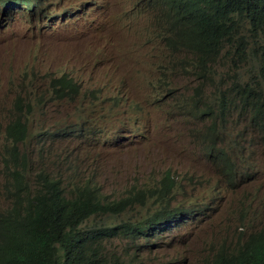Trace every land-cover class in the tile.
Segmentation results:
<instances>
[{
    "label": "rangeland",
    "instance_id": "374dc122",
    "mask_svg": "<svg viewBox=\"0 0 264 264\" xmlns=\"http://www.w3.org/2000/svg\"><path fill=\"white\" fill-rule=\"evenodd\" d=\"M47 2L52 5L45 9V19L34 17L23 7L0 8V186L8 182L1 176L5 170L6 152L3 148L9 142L6 140V128L15 123L16 116L25 115L32 133H38L49 125L57 129L75 125L79 138L76 150L68 159L72 170H66L68 160L46 170L56 178L64 179L67 196L70 192L75 195L79 186L93 179L103 197L119 198L132 186L144 188L155 185L168 166L180 187L184 188L181 194L180 190L174 196L173 208L179 210V205L197 201L204 188H195L209 174L207 169L213 162L204 156L196 168L182 162V153L191 148L184 145L189 133L210 125L206 119L191 117L192 110L200 102V97H194L192 90L198 83L168 72L166 59L159 57V50L137 49L134 45L142 41L110 29L103 17L79 21V10L70 9L75 15L63 18L68 23L67 27H58L54 23L58 19L51 22L53 14H60L61 9L68 6L75 8L79 0ZM250 50L248 47L249 54ZM253 63L258 64L255 58ZM226 71L228 66L221 69L212 64L210 67L209 78L214 83L205 85V94L201 98L209 101L207 106L212 110L220 93L233 90L235 83L225 76ZM64 74L76 79L80 91L90 88L98 92L82 94L68 102L57 99L50 82ZM239 76L243 85L249 81L244 69ZM202 84L200 82V86ZM192 98L197 100L191 101ZM19 103L23 106L21 109L16 107ZM178 116L181 117L171 121L170 117ZM156 117L164 118L165 123L158 124ZM246 126L243 122L239 130L243 131ZM219 130L223 135L221 127ZM85 132H90L89 141ZM224 140L229 146L234 140L233 134L227 133ZM53 147L54 153L62 148L59 144ZM21 153H28L33 158L34 143H26ZM251 154L252 148H248L245 160ZM247 179L239 182L254 211L264 198V177ZM156 188H160V183ZM158 196L159 191L156 190L157 200ZM3 200L4 196L0 194V212L12 205L11 200L4 203ZM159 208L146 205L136 216L145 217ZM239 211L237 198L233 196L226 204H220L213 217H209L206 210L195 216L185 215V219L177 220L173 227H165L155 234L151 239L153 246L145 237H105V254L108 258L112 252L125 256L130 250L128 259L132 260L135 252V264H170L176 256L174 264L202 262L211 258L216 247L223 243H244L250 234L239 237L240 230L264 228V214L239 215ZM131 216H101L90 220L88 226L121 223Z\"/></svg>",
    "mask_w": 264,
    "mask_h": 264
},
{
    "label": "trees",
    "instance_id": "16d2710c",
    "mask_svg": "<svg viewBox=\"0 0 264 264\" xmlns=\"http://www.w3.org/2000/svg\"><path fill=\"white\" fill-rule=\"evenodd\" d=\"M144 1L150 7L154 4L163 6L158 18L166 26L163 37L167 71L202 82V86L194 90V97H200V102L209 103L201 96L205 94V85L214 83L209 78L211 65L221 69L228 66L225 76L235 84L231 92L220 93L215 99L218 103L213 107L212 145L207 153L212 161L217 157L227 159L230 163L219 159V170L234 179L231 164L234 159L220 144L219 127L228 125L235 134L234 143L239 150V137L247 131V128L238 130L240 124L245 122L249 126L254 116L264 112V0H176V5L171 0ZM179 6L181 10L174 9ZM248 47L251 48L250 54ZM253 58L257 60V65L253 63ZM242 69L249 77L244 85L239 76ZM51 88L57 99L71 100L81 93L76 80L67 75L51 82ZM196 98L191 101H196ZM16 107L21 109L23 106L19 103ZM203 113L205 110L200 109L192 116L197 118ZM236 115L237 118H234ZM24 121L25 118L19 116L8 127L10 140L23 139L19 136L20 132H28ZM4 161L5 170L1 176L8 182L0 186V194L4 196L3 203L11 200L12 205L0 212V264H135V252L133 259H128L130 250L126 257L112 252L108 258L103 246L105 237H145L151 243L158 228L162 230L171 225V220L179 216V211L173 209L171 203L174 200L171 193L175 188V177L170 173L161 181V189H155L159 191V200L156 199L153 207L160 208L145 217H137L136 214L143 210L136 212L133 208L144 203L147 197L144 191L129 192L124 197L103 201L99 198L94 180L89 179L84 185H78L76 196L71 192L67 196L62 181L45 171L51 170L50 167L42 166L32 180L35 169L33 158L28 153H21L13 142L7 146ZM129 211L136 212L135 217L119 227L99 229L86 224L93 216H122ZM133 233L135 235L131 236ZM246 233L250 235L244 243H223V247L232 250L220 251L224 257L216 254L210 264H264V228L241 231L239 237ZM195 264L209 263L202 261Z\"/></svg>",
    "mask_w": 264,
    "mask_h": 264
},
{
    "label": "clouds",
    "instance_id": "9594fccd",
    "mask_svg": "<svg viewBox=\"0 0 264 264\" xmlns=\"http://www.w3.org/2000/svg\"><path fill=\"white\" fill-rule=\"evenodd\" d=\"M13 2H16L17 5H12ZM171 2L173 5L177 4L176 0H171ZM49 5L52 4H48L47 0H1L0 1V8L3 10L17 9L23 7L24 9H27L30 12H32V15H35L34 17H38L39 19L46 18V14H44V12ZM70 9L71 11L74 10L75 12L79 10V21L88 17H103L104 21L106 22V24L110 29L122 31L125 33L127 37L136 39L138 41H142L141 43L134 45V47H136L137 49L146 50V51L159 50V57L164 60L166 59L167 57V55L165 54L166 44L163 37V33L166 29L165 28L166 26L162 22V20L158 18V15L162 14L163 12L164 9L163 6L154 4L152 7H150L144 0L142 3L139 0H79V4H77L75 8H70V6H68L61 9L60 14H53L51 17V22L55 19H58L54 22L58 27L61 28L67 27L68 23L66 22V20H63V18L66 17L68 18L71 17L72 15H75V13L70 12ZM174 9L181 10L180 6L179 8L174 7ZM166 61H168V59H166ZM70 78L73 77L70 76ZM182 79L193 80L198 83L196 87L192 88L193 91L198 86H200V82L196 81L193 78L182 77ZM164 86H167V84ZM93 90H97V89L84 88V90L81 91L80 95L90 94L91 91ZM62 100L68 102L73 99L69 100L65 98ZM200 109H204L205 113L200 114L197 118H194L192 114L198 113ZM19 116L25 118V121L23 123L26 124L28 132L22 130L19 136L23 137V139L18 141L17 140L12 141L9 139L10 130H8L7 127L6 140L7 142L9 141L8 145L13 142L14 146L17 147L20 152H21V148L26 143L30 141L34 143L35 153L33 155V162L35 164V169H34V174L32 175L33 179L35 177V174L38 171H40L42 166L50 167V168L58 166L66 162L69 159V157L72 155V153L76 150L77 148L76 140L79 137L77 136L78 132L77 129L75 128V125L60 129H57L49 125L44 130H41L38 133H32L30 132V126L28 121L26 120V116L18 115L15 118L17 119ZM213 116H214L213 110L210 109L207 105L203 104L202 102H199L194 108V110H192L191 117L193 119H199V120L206 119L207 121L210 122V125L202 129L192 130L189 133L186 141L184 142V145L186 146L190 145L191 148L185 150L182 153V162L184 165L190 168H196L199 166L200 158L202 159V157L204 156L206 160L209 159L207 150L212 145ZM179 117L181 116L170 117V118L171 121H173ZM155 122H157L158 124H164L165 119L156 117ZM220 127L223 132V135L220 134V144L230 152L232 158L234 159V161L231 163L234 167V174H235L234 179L227 176L225 171L219 170V166H220L219 159L223 162H227V163L230 162L225 158L217 157L216 160L213 161L210 164L209 168L207 169L209 171V174L204 178H202L201 181L199 182V185L195 188L197 189L203 187L204 188L203 195L197 201H193L187 205L186 204L179 205L180 209L179 210L176 209L177 211H179V216L174 217L170 222L171 225H166L165 227L171 228L173 227V225L176 224L177 220L185 219V215H187V217L195 216L197 214H200L204 210L207 211V215L209 217H213V215L219 210L220 204H226L233 196L237 198V202L240 208V211L238 212L239 215H243L244 213H246L252 216H259L264 214V198L261 200V202L256 207V209L252 211L249 196L245 191V189L240 185L241 182H239L245 178H248L247 181H250L252 180L253 176L264 177V112H261L256 116H254L250 121V125L249 126L247 125L245 127L247 128L248 134L244 132L239 137V146H240L239 150L236 149L234 143L235 134L232 133L231 129H229L226 124L224 125L222 124ZM227 133H231L234 136V140L231 141L229 146L225 145V140H224V136ZM84 135L86 139L89 141L90 132H85ZM54 144H59L62 146V148H60V150L57 153H54V147H53ZM7 146H4L3 148L5 149L6 155H7ZM248 148H252V154L247 158V160H245L246 159L245 151ZM66 170H72V165L70 164V160L67 161ZM167 173H170L172 176L175 177L174 178L175 188L172 190L171 194L173 196H177L180 190H181L180 191L181 194L184 191V188L180 187L176 175L173 173L172 169H169V167L167 166L163 171V174L161 175L160 179L156 182L155 185L146 186L144 188H137L136 186H132V188L128 190L126 194H124L121 197L126 196L129 192L144 191L147 194L144 203L136 205L133 208V210L137 212L138 210L145 209V207L142 209V206H146V205L153 206V204L157 199L155 197V189L159 183L161 189L162 187L161 181L165 178ZM56 179H60L63 184L64 179L62 177ZM56 181L57 180H54V182ZM63 188L66 189L64 186ZM99 198L103 201L118 199V198L111 199L108 197H103L100 193H99ZM136 212L129 211L126 212L125 214H131L132 216L130 218H132L135 217ZM101 216H111L115 218L122 217L121 215L113 216L107 214V215L93 216L90 218V220ZM128 221L129 220L127 219L126 221H123L121 223ZM88 222L86 223L87 225ZM121 223H113V222L106 223L100 225L99 229L103 227H107V228L119 227ZM165 227L162 230H164ZM90 228H98V227L95 226ZM160 230L161 229L158 228L156 234H158ZM241 231L252 232L249 231L248 228L242 229L239 232ZM134 235L135 233H133L131 236ZM118 238H122V237H118ZM222 250L231 251L232 249L230 247H223V245L217 246L214 255L217 254L224 257L220 253V251ZM126 254H128V252ZM213 256L205 261H207L210 264L213 261L214 258ZM176 259L177 256L173 258L170 264H174L176 262Z\"/></svg>",
    "mask_w": 264,
    "mask_h": 264
},
{
    "label": "bare ground",
    "instance_id": "6f19581e",
    "mask_svg": "<svg viewBox=\"0 0 264 264\" xmlns=\"http://www.w3.org/2000/svg\"><path fill=\"white\" fill-rule=\"evenodd\" d=\"M155 235V234H154Z\"/></svg>",
    "mask_w": 264,
    "mask_h": 264
}]
</instances>
